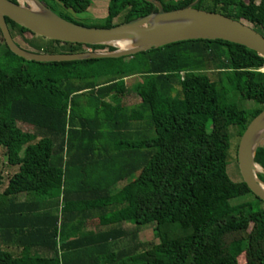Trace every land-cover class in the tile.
<instances>
[{
	"label": "trees",
	"instance_id": "1",
	"mask_svg": "<svg viewBox=\"0 0 264 264\" xmlns=\"http://www.w3.org/2000/svg\"><path fill=\"white\" fill-rule=\"evenodd\" d=\"M157 1L171 12L197 0ZM197 9L254 23L264 36V0H201ZM157 12L143 0H111L109 24L86 27ZM6 22L28 53L116 51L50 41ZM1 49L0 147L21 167L0 194V264H264V202L238 165L240 142L264 112L263 57L197 40L120 59L28 62L0 29ZM249 195L255 201L232 203ZM151 226L159 242H141Z\"/></svg>",
	"mask_w": 264,
	"mask_h": 264
},
{
	"label": "water",
	"instance_id": "2",
	"mask_svg": "<svg viewBox=\"0 0 264 264\" xmlns=\"http://www.w3.org/2000/svg\"><path fill=\"white\" fill-rule=\"evenodd\" d=\"M31 1L39 10L27 8L21 0L13 3L0 0V29L10 51L17 57L38 63H62L90 59H120L133 57L153 49L175 43L197 40L225 41L244 46L264 58V36L252 25L236 21L222 14L197 9L201 0L192 5L166 12L157 0H143L153 4L158 12L150 16L111 28L86 27L65 20L41 0ZM6 19L27 29L35 36L61 43L84 46H112L109 53L62 55L32 54L14 42ZM128 44L127 49L117 44ZM264 140V112L248 127L238 149V165L242 179L250 191L264 202V188L257 178L256 154Z\"/></svg>",
	"mask_w": 264,
	"mask_h": 264
},
{
	"label": "rangeland",
	"instance_id": "3",
	"mask_svg": "<svg viewBox=\"0 0 264 264\" xmlns=\"http://www.w3.org/2000/svg\"><path fill=\"white\" fill-rule=\"evenodd\" d=\"M47 1L49 2L50 5H56L54 3V1H49V0H47ZM244 1L248 2V0H244ZM260 1L261 0H257L258 3H260ZM21 3L27 8H33L36 10L40 9L37 6V4H35L31 1L22 0ZM73 18H74L75 22L83 24L84 26H93V24H95V23H100V21H97L96 19H94L90 16L89 17L88 16H84V17L83 16H80V17L75 16ZM243 22H245L247 24V21L244 19H243ZM249 24L252 25L253 27L256 26L254 23H248L247 25H249ZM19 42H20V39H19ZM123 47H125V46H123ZM113 48H115V47H113ZM115 49L118 50V47ZM88 52L109 53V50L107 48H95L92 50H88ZM4 53H5L4 49H1L0 50V57ZM231 82H232L231 78H228L226 80V86L230 89H231ZM229 97H230L232 102H239L240 101L239 95L236 92H234L233 90H231ZM136 101H137V97L135 95H133L132 100H130V103H134ZM18 128L20 130L22 129L24 132H32L33 131L32 128L28 127V126L19 125ZM263 147H264V140L261 143V145L259 146L257 154H256V165H257V168L259 170L257 172V178H258L259 182L262 184V186H264V158H262V155L260 156L259 153ZM28 149H30V148H28ZM20 167H21V162L10 161L8 156H7V152L0 147V194H3L6 191L8 185L10 183V180L20 171ZM230 175H231V179L234 182L238 181L239 176H238V173L236 170H233L232 173H230ZM59 195H60V192L59 193L55 192L48 197L37 198V199L38 200H44V199H48V198L52 199V198L58 197ZM24 199H26V198H24ZM27 199H30V197H27ZM247 201H255L254 196L249 195L246 197H242L240 199H237L236 201H233L232 203L238 204V203H243V202H247ZM140 241L143 243H158L159 242V235H158L156 228L151 226V227L144 229L140 235ZM11 252L14 254L15 258L21 257V255H20L21 251L13 249V250H11Z\"/></svg>",
	"mask_w": 264,
	"mask_h": 264
},
{
	"label": "crops",
	"instance_id": "4",
	"mask_svg": "<svg viewBox=\"0 0 264 264\" xmlns=\"http://www.w3.org/2000/svg\"><path fill=\"white\" fill-rule=\"evenodd\" d=\"M53 1V0H52ZM79 10L75 8H66L61 3L54 1L56 5H53L59 11L65 13L67 16L71 17L73 20L75 16H90L100 23H95L93 26H105L110 22V12H111V0H77ZM52 10V9H51ZM75 21V20H74ZM78 23V22H77Z\"/></svg>",
	"mask_w": 264,
	"mask_h": 264
},
{
	"label": "bare ground",
	"instance_id": "5",
	"mask_svg": "<svg viewBox=\"0 0 264 264\" xmlns=\"http://www.w3.org/2000/svg\"><path fill=\"white\" fill-rule=\"evenodd\" d=\"M22 1V0H21ZM38 9V8H37ZM39 10V9H38ZM119 47H121V48H123V49H127V45L128 44H126V43H119V44H117ZM123 46H125V47H123ZM263 171V170H262ZM263 188H264V186H263Z\"/></svg>",
	"mask_w": 264,
	"mask_h": 264
}]
</instances>
